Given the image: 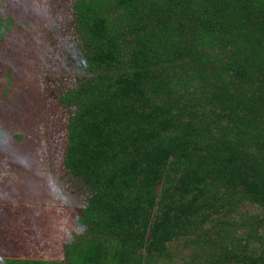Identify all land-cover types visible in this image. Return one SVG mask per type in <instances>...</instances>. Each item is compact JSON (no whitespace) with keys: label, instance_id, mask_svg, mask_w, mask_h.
<instances>
[{"label":"trees","instance_id":"16d2710c","mask_svg":"<svg viewBox=\"0 0 264 264\" xmlns=\"http://www.w3.org/2000/svg\"><path fill=\"white\" fill-rule=\"evenodd\" d=\"M33 1L0 14L4 77L42 73L27 100L44 111L41 139L0 166V244L23 264L54 254L30 205L29 172L50 166L82 224L128 226L116 262L131 264L133 240L147 238V264L178 239L194 247L189 264H264L238 236L250 226L258 241L264 228V0ZM80 55L120 70L77 77ZM246 204L262 210L249 223Z\"/></svg>","mask_w":264,"mask_h":264},{"label":"rangeland","instance_id":"374dc122","mask_svg":"<svg viewBox=\"0 0 264 264\" xmlns=\"http://www.w3.org/2000/svg\"><path fill=\"white\" fill-rule=\"evenodd\" d=\"M8 1L0 0V14L5 17H10L11 12H13L12 9L7 8L11 6L7 4ZM27 30L31 34V29ZM4 38L0 34V112L3 113H0V117L13 116L14 121L9 125L5 124L4 128L0 127V136L3 139V153L6 156H0L2 160H0V166L4 163L9 167L10 165L12 166L10 160L17 158L22 148L33 146L34 141L41 139L40 134L34 126L40 123L44 111H41L40 115H37L36 110L38 109L34 105V101L36 100L33 101L34 98L30 99V102L28 101L29 99L27 100V97L30 98L33 93V89L37 88L36 82L39 81V75L42 73H30V75L24 76L27 79L25 80V84L21 83L25 82L23 81L24 79L20 80L16 78L12 81L10 78L8 80L9 76L4 77L5 74L3 73L4 68H2V64L8 56V48H12V44L7 43L5 45L6 39ZM48 44L49 42L47 41L45 46L48 47ZM10 57L14 56L12 55ZM73 63L71 67L72 71L70 70L69 72H73L72 75L81 78L86 77L91 79L102 74L112 75L120 70L114 64L92 68L88 59L83 55H80L79 60L73 61ZM23 121L27 124L29 122L30 126L23 124ZM44 155L42 156L44 157ZM14 172L16 178L17 176L22 178L23 173L17 170ZM29 174L38 181L40 189V192L33 198L32 203H30V205H33L32 208L38 210L42 215L41 223L45 225L44 228L41 226L38 228V233L45 232L47 227H50L54 235L52 243L53 245L57 243L54 254L45 260L47 263L82 264L85 262V264H121L115 261L116 248H121V245L124 248L129 246V238L131 237L128 226L127 228L124 226H113L112 228L109 225L97 226L95 224L88 225V223L82 224V220L79 218L80 214L70 210L72 205L68 197L58 190L59 183L50 166L49 168H45L44 166H40L37 169L32 168ZM0 178H3L1 173ZM7 185L8 183L6 181L2 183L0 193H5ZM18 200L17 198V200L15 199L13 201V210L19 206L20 203ZM1 203H4V205L7 204L5 200L1 201L0 198ZM240 210L246 215V223L251 222L253 218L256 219V216L262 212L257 205L251 204L244 205ZM237 219L242 221L240 213H238ZM254 233V229L247 226L238 236L243 239L244 242L242 244L249 242V252H256L261 255L264 253V228L259 227L258 236L260 238L258 241L255 239L248 241L247 237L256 236ZM140 240L138 238L133 240L137 244V254L134 256L131 264H147V238L143 241ZM8 244L4 246L0 244V264H16L17 260L22 264L23 259L20 257L25 252L20 253L16 249L18 252L12 254L10 252V244ZM193 251V246H186L182 239H178L169 246L168 255H170L167 258L155 260L153 264H189ZM39 263L43 262L41 261Z\"/></svg>","mask_w":264,"mask_h":264},{"label":"crops","instance_id":"0c3cea01","mask_svg":"<svg viewBox=\"0 0 264 264\" xmlns=\"http://www.w3.org/2000/svg\"><path fill=\"white\" fill-rule=\"evenodd\" d=\"M41 244V243H40ZM55 246H57L56 244H54L53 246H51V247H48L49 249H53V247H55ZM49 249H48V252L46 253V256H48L49 254H50V252H51V250H50V252H49ZM45 259H47V258H45ZM24 261V260H23ZM44 264H50L49 262L47 263L46 261H42ZM16 264H20V261L18 262V260H17V262H16ZM23 264V263H22ZM35 264H39V262L38 263H35ZM40 264H42V263H40Z\"/></svg>","mask_w":264,"mask_h":264}]
</instances>
